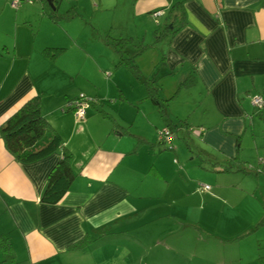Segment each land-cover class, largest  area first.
Wrapping results in <instances>:
<instances>
[{
    "label": "crops",
    "instance_id": "obj_1",
    "mask_svg": "<svg viewBox=\"0 0 264 264\" xmlns=\"http://www.w3.org/2000/svg\"><path fill=\"white\" fill-rule=\"evenodd\" d=\"M8 2L0 125L39 96L59 146L21 163L0 137V236L14 254L0 264H260L264 0H59L56 20L47 0ZM115 39L129 40L120 54ZM79 94L92 100L83 121L66 109ZM64 149L74 179L44 204Z\"/></svg>",
    "mask_w": 264,
    "mask_h": 264
},
{
    "label": "trees",
    "instance_id": "obj_2",
    "mask_svg": "<svg viewBox=\"0 0 264 264\" xmlns=\"http://www.w3.org/2000/svg\"><path fill=\"white\" fill-rule=\"evenodd\" d=\"M55 1L58 2L59 0H50L56 9ZM54 13L52 8L51 10L49 9L48 16L52 20L58 18ZM173 17L175 18L176 15L174 14ZM128 43V39L112 40V44L119 54L122 53ZM47 51H49L51 56H54L62 50L57 48L45 49L44 53L47 54ZM119 65L127 67L135 76L138 75L137 68L131 60L121 56ZM189 82L190 78H186L182 84H188ZM147 84L149 97L154 102H158L159 98L156 93L152 92L150 87L151 82ZM0 137L6 151L21 163H31L39 160L52 153L59 146V135L51 129L47 119L41 114V101L39 96H33L25 101L0 125ZM158 142L165 148L168 147L163 142L159 140ZM73 179L74 173L71 169V155L64 149L61 158L47 175L45 187L40 196V202L49 205L57 204L68 191ZM263 222L264 219L258 223L257 227L261 226ZM76 245L78 244H73V246ZM0 251L4 261H13V249L8 238L5 236H0ZM258 261L260 264H264V256L260 257Z\"/></svg>",
    "mask_w": 264,
    "mask_h": 264
},
{
    "label": "built area",
    "instance_id": "obj_3",
    "mask_svg": "<svg viewBox=\"0 0 264 264\" xmlns=\"http://www.w3.org/2000/svg\"><path fill=\"white\" fill-rule=\"evenodd\" d=\"M23 2L31 3L32 0H10V5L14 8L20 6ZM162 12H155L154 16L161 15ZM92 102L83 94H79L75 99L66 104V109L72 111L77 121H83L85 118V111ZM251 105L256 110L264 109V97L261 95H255L251 98ZM175 138L174 132L168 127H164L158 132V140L163 142L166 146H171L172 141ZM199 191H209L210 186L206 184H199Z\"/></svg>",
    "mask_w": 264,
    "mask_h": 264
},
{
    "label": "rangeland",
    "instance_id": "obj_4",
    "mask_svg": "<svg viewBox=\"0 0 264 264\" xmlns=\"http://www.w3.org/2000/svg\"><path fill=\"white\" fill-rule=\"evenodd\" d=\"M68 1H70V0H68ZM73 1V0H72ZM79 2H82V0H78ZM64 2H65V0H63V2L61 3L62 5L64 4ZM9 5H10V0H9ZM21 5H25V4H21ZM4 15V14H3ZM87 15V16H86ZM86 15L84 14V19H88V17L90 16V13L88 14V13H86Z\"/></svg>",
    "mask_w": 264,
    "mask_h": 264
},
{
    "label": "water",
    "instance_id": "obj_5",
    "mask_svg": "<svg viewBox=\"0 0 264 264\" xmlns=\"http://www.w3.org/2000/svg\"><path fill=\"white\" fill-rule=\"evenodd\" d=\"M47 4L48 6H50L52 8V10H55V7H53L52 3L50 2V0H47Z\"/></svg>",
    "mask_w": 264,
    "mask_h": 264
}]
</instances>
